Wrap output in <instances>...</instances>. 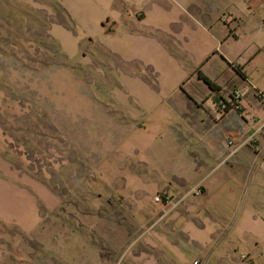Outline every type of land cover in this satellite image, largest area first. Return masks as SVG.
<instances>
[{"label":"crops","instance_id":"0c3cea01","mask_svg":"<svg viewBox=\"0 0 264 264\" xmlns=\"http://www.w3.org/2000/svg\"><path fill=\"white\" fill-rule=\"evenodd\" d=\"M194 1L88 0L86 48L106 59L103 84L76 101L87 119L77 141L101 142L103 164L89 167L103 195L67 201L0 155V221L22 236L10 264H45L49 252L55 264H223L231 249L264 264V158L252 145L264 139L256 95L264 90V0H206L216 6L209 20L192 11ZM61 32L60 23L49 27L61 50L79 57L80 38L66 46ZM58 74L78 82L72 68L52 67ZM235 92L239 109L221 115L217 104ZM54 132L58 141V123ZM66 144L61 155L81 169L82 148ZM160 189L172 195L169 206L154 202ZM6 258L0 246V264Z\"/></svg>","mask_w":264,"mask_h":264},{"label":"rangeland","instance_id":"374dc122","mask_svg":"<svg viewBox=\"0 0 264 264\" xmlns=\"http://www.w3.org/2000/svg\"><path fill=\"white\" fill-rule=\"evenodd\" d=\"M204 1L195 0L191 9L209 20L216 14L213 12L216 6ZM87 5L88 0H0V155L5 156L18 173L31 171L32 177L55 192L66 193L65 200L75 202L103 195L102 186H93L98 174L91 168L103 164L101 142H95L93 148L86 139L77 141L81 136L80 128L86 134L87 119L79 118L86 109L81 110L76 101L88 99L90 85L103 84L102 64L106 59L101 48L96 47L94 51L86 48L88 38L83 34L91 32L93 16ZM53 23L61 24L59 37L66 46L80 38L79 57H70L61 48L59 51L56 45L59 42L55 38L56 43L53 42L49 33ZM60 52L65 56L60 57ZM61 66L72 68L78 82L67 76L51 75L52 67ZM56 123L60 126L58 141L53 135ZM46 132L49 135H43ZM68 139L82 148L84 157L74 165L81 169L71 171V153L61 155ZM25 141L33 147L29 148ZM38 151L40 155L35 153ZM61 166L66 168L59 170ZM41 208L43 214L50 213L44 206ZM21 237L16 226L0 221V246L7 264H10V249ZM241 252L256 261L246 250L233 252L231 249L223 251L227 254L223 264H240L238 257L244 261ZM47 255L45 264H55L54 253Z\"/></svg>","mask_w":264,"mask_h":264},{"label":"built area","instance_id":"2783aa9c","mask_svg":"<svg viewBox=\"0 0 264 264\" xmlns=\"http://www.w3.org/2000/svg\"><path fill=\"white\" fill-rule=\"evenodd\" d=\"M256 95H257L261 105L264 108V90L257 88L256 89ZM240 96L241 95L238 92H235L232 99L221 100L217 104V109H218L219 113L221 115H223L230 108L239 109V107H240V104H239ZM261 128L264 131V122L262 123ZM232 145H233L232 139H229L226 141V146L231 147ZM252 145H253L254 150L256 152L260 153L261 156L264 158V139L262 142H257L255 140H253ZM154 200L156 203H160L164 206H169L172 203L173 198H172V195L170 194V192L168 190L161 189L155 194ZM241 257L243 258L244 261H246L248 263L252 264L254 262V260L250 256L244 254L243 252H241ZM190 264H201V260L199 258H194Z\"/></svg>","mask_w":264,"mask_h":264},{"label":"trees","instance_id":"16d2710c","mask_svg":"<svg viewBox=\"0 0 264 264\" xmlns=\"http://www.w3.org/2000/svg\"><path fill=\"white\" fill-rule=\"evenodd\" d=\"M57 5H59V4H57ZM51 39H52L53 42L56 43V40L55 39H53V38H51ZM56 45H57V47H59V51H61L60 50V45L57 44V43H56ZM59 56L60 57H62V56L64 57L65 56V53L64 52H60V55ZM61 63L63 64V62H61ZM199 76L202 79H204L214 91H216V90L219 89V87L217 86V84L214 81H212L208 76H206L205 74H203L201 71L199 72Z\"/></svg>","mask_w":264,"mask_h":264}]
</instances>
